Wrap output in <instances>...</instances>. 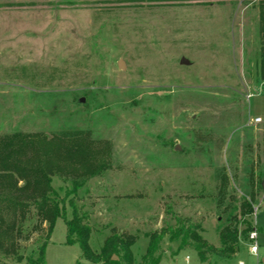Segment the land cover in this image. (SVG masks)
Returning a JSON list of instances; mask_svg holds the SVG:
<instances>
[{
    "label": "rangeland",
    "instance_id": "1",
    "mask_svg": "<svg viewBox=\"0 0 264 264\" xmlns=\"http://www.w3.org/2000/svg\"><path fill=\"white\" fill-rule=\"evenodd\" d=\"M263 13L264 0H0V137L81 131L108 148L77 197L95 251L131 235L139 264L150 234L183 223L220 249L230 225L236 257L203 262L168 232L161 264H264ZM53 184L62 196L73 187ZM36 221L18 240L23 264L46 239ZM55 226L44 264H95L63 219Z\"/></svg>",
    "mask_w": 264,
    "mask_h": 264
},
{
    "label": "trees",
    "instance_id": "2",
    "mask_svg": "<svg viewBox=\"0 0 264 264\" xmlns=\"http://www.w3.org/2000/svg\"><path fill=\"white\" fill-rule=\"evenodd\" d=\"M260 75L264 79V52ZM107 149L106 145L97 148L90 134L81 131L53 137L42 133L14 132L0 137V261L2 257H13L17 264H23L25 257L20 252L18 240L23 234L24 223L36 218L38 227L46 224L47 235L39 247L37 258H29L30 264L45 263L46 249L58 219H63L68 227L66 241L79 244L84 258L95 264H121L113 256L122 253L127 264H134L132 246L135 240L131 235L126 237L113 233L98 251L92 248L93 228L77 205L80 188L106 167V161L99 156ZM55 177L73 184L71 189H66L64 196L59 192L61 189L53 184ZM242 205L245 214L254 212L252 202L245 200ZM67 206L73 209L71 218H68ZM168 232V239L179 241L178 250L192 246L203 262L208 260V252L227 259L236 257L240 249L238 231L230 225L221 232L222 248L216 249L208 244L195 226L183 223L176 228L167 227L150 234L146 253L139 264H161V242Z\"/></svg>",
    "mask_w": 264,
    "mask_h": 264
},
{
    "label": "built area",
    "instance_id": "3",
    "mask_svg": "<svg viewBox=\"0 0 264 264\" xmlns=\"http://www.w3.org/2000/svg\"><path fill=\"white\" fill-rule=\"evenodd\" d=\"M262 121V118L261 117H257L255 118L254 120V123L255 122H260ZM250 244H249V253H251L252 255L256 256V257H259L260 256V244L258 243V232L256 230H253L250 235ZM238 264H247L244 260L243 261H239ZM258 264H261L260 262Z\"/></svg>",
    "mask_w": 264,
    "mask_h": 264
},
{
    "label": "water",
    "instance_id": "4",
    "mask_svg": "<svg viewBox=\"0 0 264 264\" xmlns=\"http://www.w3.org/2000/svg\"><path fill=\"white\" fill-rule=\"evenodd\" d=\"M181 61H182L183 64H189V62H190V61H187V60L184 59V58H183ZM119 65H120L121 68H124L125 63H124L123 61H119ZM81 101H85V99L82 98ZM261 187H262L263 190H264V179L262 180ZM113 257H114L113 259H117V258H118V257H116V255H114Z\"/></svg>",
    "mask_w": 264,
    "mask_h": 264
},
{
    "label": "crops",
    "instance_id": "5",
    "mask_svg": "<svg viewBox=\"0 0 264 264\" xmlns=\"http://www.w3.org/2000/svg\"><path fill=\"white\" fill-rule=\"evenodd\" d=\"M189 259V257L187 258V260Z\"/></svg>",
    "mask_w": 264,
    "mask_h": 264
}]
</instances>
